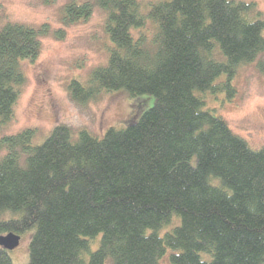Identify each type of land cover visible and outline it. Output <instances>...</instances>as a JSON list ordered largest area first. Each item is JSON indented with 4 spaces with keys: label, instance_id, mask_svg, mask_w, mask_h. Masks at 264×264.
I'll return each mask as SVG.
<instances>
[{
    "label": "trees",
    "instance_id": "16d2710c",
    "mask_svg": "<svg viewBox=\"0 0 264 264\" xmlns=\"http://www.w3.org/2000/svg\"><path fill=\"white\" fill-rule=\"evenodd\" d=\"M95 7L114 47L86 86L71 84L72 99L125 90L156 103L103 138L58 125L40 145L33 129L0 139V237L34 230L29 264H159L168 250L172 264H264V147L252 149L198 95L224 75L232 95L244 65L264 74L263 13L238 0L163 1L147 14L138 0H70L62 21L86 20ZM149 19L153 37L135 38ZM47 32L0 28L1 124L12 121L23 62L40 55ZM173 215L181 225L161 237ZM0 264H13L2 246Z\"/></svg>",
    "mask_w": 264,
    "mask_h": 264
},
{
    "label": "rangeland",
    "instance_id": "374dc122",
    "mask_svg": "<svg viewBox=\"0 0 264 264\" xmlns=\"http://www.w3.org/2000/svg\"><path fill=\"white\" fill-rule=\"evenodd\" d=\"M69 1L0 0V28L8 23H18L35 28L45 26L48 30L41 36L40 55L23 62L27 81L21 88L12 121L7 125L0 122V139L33 129L36 131L33 144L40 145L58 125L67 126L75 136L86 130L103 138L109 128L125 129L155 105L153 96L131 97L125 90L105 92L87 104L72 99L71 84L78 81L86 86L91 72L107 63L114 44L105 32L107 15L99 7H95L86 20L64 24L63 6ZM138 1L143 13L147 14L151 3L171 0ZM238 1L255 3L264 17V0ZM156 31L157 25L149 19L143 28L133 30V34L135 38L140 34L150 38ZM59 32L64 34L63 38L57 37ZM227 79L224 75L218 80L215 84L218 89L214 92L198 95L212 115L223 118L235 134L246 140L252 149L259 150L264 147V74L258 70L257 62L241 66L231 79L232 95L224 85ZM5 153L6 149L0 145V157ZM181 223V218L173 215L158 233L163 237ZM33 235L34 230L23 234L19 246L9 252L13 264H29V245ZM101 239L102 235H99L92 241V252L99 248ZM172 252L168 250L159 264H172Z\"/></svg>",
    "mask_w": 264,
    "mask_h": 264
},
{
    "label": "water",
    "instance_id": "95a60500",
    "mask_svg": "<svg viewBox=\"0 0 264 264\" xmlns=\"http://www.w3.org/2000/svg\"><path fill=\"white\" fill-rule=\"evenodd\" d=\"M20 241V236L11 233L0 237V246L10 252L19 246Z\"/></svg>",
    "mask_w": 264,
    "mask_h": 264
}]
</instances>
